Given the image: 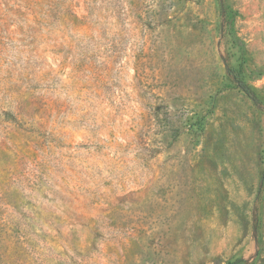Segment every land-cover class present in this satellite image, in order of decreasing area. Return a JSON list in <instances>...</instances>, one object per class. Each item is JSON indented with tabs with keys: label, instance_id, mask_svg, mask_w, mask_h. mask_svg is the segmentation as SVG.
Masks as SVG:
<instances>
[{
	"label": "rangeland",
	"instance_id": "obj_1",
	"mask_svg": "<svg viewBox=\"0 0 264 264\" xmlns=\"http://www.w3.org/2000/svg\"><path fill=\"white\" fill-rule=\"evenodd\" d=\"M235 262L264 264V0H0V264Z\"/></svg>",
	"mask_w": 264,
	"mask_h": 264
},
{
	"label": "trees",
	"instance_id": "obj_2",
	"mask_svg": "<svg viewBox=\"0 0 264 264\" xmlns=\"http://www.w3.org/2000/svg\"><path fill=\"white\" fill-rule=\"evenodd\" d=\"M236 78H237V80L239 81L241 88H242V89H243L248 95H250V94H251V91L249 90V88H247V87L244 85V83H243L242 80L238 79L239 77H236ZM233 264H238V262H235V263H233Z\"/></svg>",
	"mask_w": 264,
	"mask_h": 264
}]
</instances>
